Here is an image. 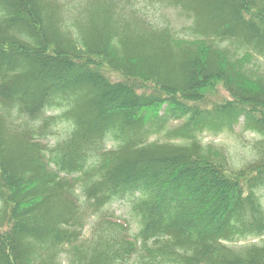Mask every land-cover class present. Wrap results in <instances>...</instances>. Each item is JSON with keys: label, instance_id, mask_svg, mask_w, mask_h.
<instances>
[{"label": "trees", "instance_id": "obj_1", "mask_svg": "<svg viewBox=\"0 0 264 264\" xmlns=\"http://www.w3.org/2000/svg\"><path fill=\"white\" fill-rule=\"evenodd\" d=\"M259 57L264 0H0V264H264ZM237 124L240 164L198 137Z\"/></svg>", "mask_w": 264, "mask_h": 264}, {"label": "rangeland", "instance_id": "obj_2", "mask_svg": "<svg viewBox=\"0 0 264 264\" xmlns=\"http://www.w3.org/2000/svg\"><path fill=\"white\" fill-rule=\"evenodd\" d=\"M67 6L74 4L75 2H79L80 0H61ZM144 7V5H143ZM144 12L147 14V18L152 21L161 22L168 24L172 31L175 34H183V27L186 23H188V18L185 13L179 8L175 6H161L146 4L143 8ZM258 61L264 66V57H259ZM217 90L219 92L218 99H224L227 94L220 84H217ZM215 99V98H213ZM180 121L178 119L170 120V125H177ZM154 137L164 138L163 135H158V133H151L149 138L152 139ZM199 139L203 143H211L213 145L220 146L222 149H226L227 153H231L230 157H233L234 163H238L245 161L250 157L248 152V146L250 145L249 141L252 138V134L248 131H243L241 129V124H237L233 129L224 128L219 130L218 132H212L209 129H204L198 135ZM177 140L181 138H175ZM111 145V141L107 142V146ZM235 150L236 154L233 152ZM236 164V165H238ZM108 212H113L114 217L124 219V216L127 214V206L126 201L121 198H116L112 200L105 208ZM104 212V211H102ZM113 217V216H112ZM95 219L93 215L86 212L85 221L82 226L79 239L77 243L86 241L89 236H91L93 227L95 226ZM135 226L133 225V228ZM264 240V235L262 237H247L245 240H239L240 242H261ZM62 253V264H66L67 257L64 249L61 250Z\"/></svg>", "mask_w": 264, "mask_h": 264}]
</instances>
